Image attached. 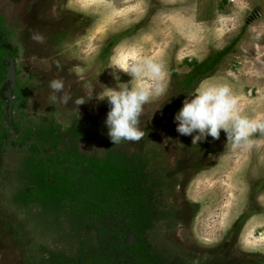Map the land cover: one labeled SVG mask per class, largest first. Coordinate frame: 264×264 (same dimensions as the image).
Instances as JSON below:
<instances>
[{"label": "rangeland", "instance_id": "obj_1", "mask_svg": "<svg viewBox=\"0 0 264 264\" xmlns=\"http://www.w3.org/2000/svg\"><path fill=\"white\" fill-rule=\"evenodd\" d=\"M236 37L215 70L181 88L190 61ZM133 54L162 63L167 88L143 107L145 136L112 144L109 105L95 93L116 86L111 59ZM8 57L17 70L11 126ZM52 79L63 81L67 104L50 101ZM202 82L228 85L240 114L264 121V0H0V264H62L89 251L95 236L68 198L30 188L40 159L22 144L30 139L50 147L42 155L52 161L114 152L138 164L150 190L142 238L164 264H264V132L239 144L225 143L223 130L197 144L178 133L174 113ZM89 85L92 97L75 105Z\"/></svg>", "mask_w": 264, "mask_h": 264}, {"label": "trees", "instance_id": "obj_2", "mask_svg": "<svg viewBox=\"0 0 264 264\" xmlns=\"http://www.w3.org/2000/svg\"><path fill=\"white\" fill-rule=\"evenodd\" d=\"M238 37L203 60L190 61L192 69L180 79L181 88L194 86L215 70L233 51ZM9 135L3 132L5 139ZM40 147L31 145L40 159L30 188L68 198L78 207L83 222L95 229L91 249L75 259L65 258L62 264H164L142 238L151 221L150 190L143 185L144 171L138 164L114 152L99 160L80 158L74 162L57 157L52 161L42 155L48 154L50 147ZM130 234L138 241L129 242Z\"/></svg>", "mask_w": 264, "mask_h": 264}, {"label": "clouds", "instance_id": "obj_3", "mask_svg": "<svg viewBox=\"0 0 264 264\" xmlns=\"http://www.w3.org/2000/svg\"><path fill=\"white\" fill-rule=\"evenodd\" d=\"M105 68L111 70L116 86L105 85L95 95L98 100L106 98L109 105L104 119L107 135L112 144L123 140L138 141L145 136V132L139 127L143 107L166 91L168 73L162 63L151 57L139 58L134 54L131 58L126 55L114 56ZM117 69L127 73L131 79L121 81ZM75 71L80 76L84 69L76 68ZM89 87L91 94L88 98H76L73 101L75 105L85 103L92 97L95 88L92 85ZM49 88L52 90L49 99L53 103L59 99L61 103L67 104L71 99L68 94L63 93L64 83L61 79L50 80ZM57 93L61 95L57 96ZM173 119L176 131L182 135H190L192 143L196 144L207 136L218 138L221 130L225 133V143L231 140L233 144L248 141L254 132H264V121L249 119L240 114L237 98L226 84L202 82L183 99Z\"/></svg>", "mask_w": 264, "mask_h": 264}, {"label": "water", "instance_id": "obj_4", "mask_svg": "<svg viewBox=\"0 0 264 264\" xmlns=\"http://www.w3.org/2000/svg\"><path fill=\"white\" fill-rule=\"evenodd\" d=\"M16 76L17 74H16L15 65H14V60L12 57H8L7 75H6L3 91H4V96L7 99L6 113H7V121L9 125L12 122L13 103H14L12 90L14 89L15 84H16V78H17ZM16 131H17L16 129H12L10 141L16 134ZM25 144H30V145L36 144L37 147L41 149L39 142L34 139L26 140L23 145ZM14 146L20 147L19 144H15ZM133 238H134L133 236H130L128 241L129 242L133 241Z\"/></svg>", "mask_w": 264, "mask_h": 264}, {"label": "flooded vegetation", "instance_id": "obj_5", "mask_svg": "<svg viewBox=\"0 0 264 264\" xmlns=\"http://www.w3.org/2000/svg\"><path fill=\"white\" fill-rule=\"evenodd\" d=\"M14 65H15V63H14ZM15 69H16V66H15ZM16 74H17V70H16ZM17 77V76H16ZM3 90V89H2ZM17 130V129H16ZM40 144V143H39Z\"/></svg>", "mask_w": 264, "mask_h": 264}]
</instances>
